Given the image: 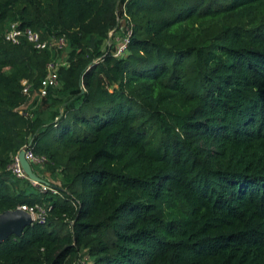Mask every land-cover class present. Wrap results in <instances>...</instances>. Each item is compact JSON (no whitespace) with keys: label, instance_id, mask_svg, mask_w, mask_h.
Wrapping results in <instances>:
<instances>
[{"label":"trees","instance_id":"1","mask_svg":"<svg viewBox=\"0 0 264 264\" xmlns=\"http://www.w3.org/2000/svg\"><path fill=\"white\" fill-rule=\"evenodd\" d=\"M26 142L57 192L7 168ZM33 202L0 264H264V0H0V212Z\"/></svg>","mask_w":264,"mask_h":264},{"label":"built area","instance_id":"2","mask_svg":"<svg viewBox=\"0 0 264 264\" xmlns=\"http://www.w3.org/2000/svg\"><path fill=\"white\" fill-rule=\"evenodd\" d=\"M121 35L119 39H116L114 48L112 49V54L114 56L120 55L126 49L130 35V24L124 25L121 29ZM111 31H109L110 33ZM3 38L10 43H18L21 39L29 42L34 48H53L54 50L62 49L65 45V39L62 35L53 37L49 36L47 38H41L39 32L31 29L30 27H19L16 21H11L8 23V26L4 30ZM64 60H59L55 58H49L46 60L44 65V74L39 79L36 89L33 91L35 95L41 97L46 93V90L50 86H55L57 84V69L58 66L64 64ZM21 92L25 95H30L32 92L30 82L24 77L19 80ZM23 150V156L30 166L41 167L46 161V156L42 153L34 152L29 143H24L20 147ZM9 171L16 176H21L27 178L31 184L35 185L39 191H51L57 192L58 187L52 185L49 180L42 178L41 181H37L27 177L26 173L22 169L20 162L17 157V152L12 156L10 163L7 165ZM16 208L25 211L31 220L44 221L49 209V204L45 205L44 203L33 202L30 204L21 203L16 206Z\"/></svg>","mask_w":264,"mask_h":264},{"label":"water","instance_id":"3","mask_svg":"<svg viewBox=\"0 0 264 264\" xmlns=\"http://www.w3.org/2000/svg\"><path fill=\"white\" fill-rule=\"evenodd\" d=\"M17 157L20 162V165L27 177L41 181L42 178L36 175L33 171L29 163L23 156V150L19 149L17 152ZM31 219L25 213V211L20 210L18 208L12 210H3L0 212V241L8 236L10 233H17L21 230V228L30 223Z\"/></svg>","mask_w":264,"mask_h":264},{"label":"rangeland","instance_id":"4","mask_svg":"<svg viewBox=\"0 0 264 264\" xmlns=\"http://www.w3.org/2000/svg\"><path fill=\"white\" fill-rule=\"evenodd\" d=\"M125 25V20L121 19L120 22L118 23V26L115 30H113V34H114V39L116 40L117 38L119 39V36L121 35V29L123 28V26ZM110 39V38H109ZM110 41V40H109ZM60 61L63 60V55L61 54L60 56L57 57ZM32 171L38 175V176H42L43 178L47 179L50 181V183L52 185L55 186H59L60 185V178H59V174L55 173V174H51L49 173L48 170H46L43 166L41 167H37V168H32ZM38 189V188H37ZM87 260L84 259V257H82L81 259H78L77 261H75L74 264H87L86 262Z\"/></svg>","mask_w":264,"mask_h":264}]
</instances>
